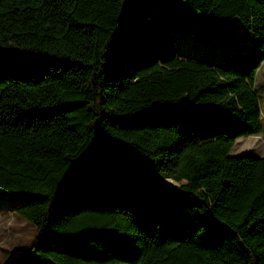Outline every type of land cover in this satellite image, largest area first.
Instances as JSON below:
<instances>
[{"label": "trees", "instance_id": "trees-1", "mask_svg": "<svg viewBox=\"0 0 264 264\" xmlns=\"http://www.w3.org/2000/svg\"><path fill=\"white\" fill-rule=\"evenodd\" d=\"M159 3L0 0V199L37 231L11 264H264V158L230 155L263 132L264 0ZM186 18L250 48L181 55Z\"/></svg>", "mask_w": 264, "mask_h": 264}, {"label": "rangeland", "instance_id": "rangeland-1", "mask_svg": "<svg viewBox=\"0 0 264 264\" xmlns=\"http://www.w3.org/2000/svg\"><path fill=\"white\" fill-rule=\"evenodd\" d=\"M159 1L161 0H144L148 12L155 18H160L168 11ZM162 1L174 4L178 0ZM175 36L179 54L190 53L210 63L240 56L250 48L252 42L251 35L238 18L219 30L211 29L194 18H186ZM255 90L262 112L263 132L258 136L238 139L231 150V156L264 158V63L257 73ZM26 201L27 199H0V264H11L19 258L37 236L35 227L14 212L16 207ZM48 264L55 263L50 261Z\"/></svg>", "mask_w": 264, "mask_h": 264}, {"label": "bare ground", "instance_id": "bare-ground-1", "mask_svg": "<svg viewBox=\"0 0 264 264\" xmlns=\"http://www.w3.org/2000/svg\"><path fill=\"white\" fill-rule=\"evenodd\" d=\"M168 183H169L170 185L176 187V188L178 187L177 183H175V182L172 181V180H169Z\"/></svg>", "mask_w": 264, "mask_h": 264}, {"label": "water", "instance_id": "water-1", "mask_svg": "<svg viewBox=\"0 0 264 264\" xmlns=\"http://www.w3.org/2000/svg\"><path fill=\"white\" fill-rule=\"evenodd\" d=\"M168 181H169V180H165V181H164V182H165V184H167L168 186H170V187H172V188L176 189V187H174V186L170 185V184L168 183Z\"/></svg>", "mask_w": 264, "mask_h": 264}]
</instances>
